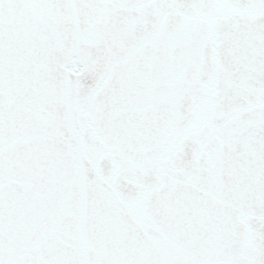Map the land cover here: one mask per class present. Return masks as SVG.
Returning <instances> with one entry per match:
<instances>
[{"label":"snow or ice","instance_id":"obj_1","mask_svg":"<svg viewBox=\"0 0 264 264\" xmlns=\"http://www.w3.org/2000/svg\"><path fill=\"white\" fill-rule=\"evenodd\" d=\"M0 264H264V0H0Z\"/></svg>","mask_w":264,"mask_h":264}]
</instances>
